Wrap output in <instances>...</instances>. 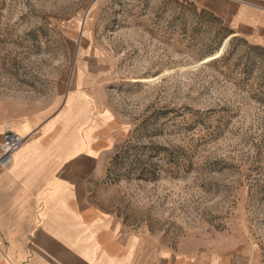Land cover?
Returning <instances> with one entry per match:
<instances>
[{"label": "rangeland", "instance_id": "1", "mask_svg": "<svg viewBox=\"0 0 264 264\" xmlns=\"http://www.w3.org/2000/svg\"><path fill=\"white\" fill-rule=\"evenodd\" d=\"M229 33L183 0H0V111L63 119L85 98L120 122L81 188V257L264 264V48L222 54Z\"/></svg>", "mask_w": 264, "mask_h": 264}, {"label": "crops", "instance_id": "2", "mask_svg": "<svg viewBox=\"0 0 264 264\" xmlns=\"http://www.w3.org/2000/svg\"><path fill=\"white\" fill-rule=\"evenodd\" d=\"M183 1L220 18L229 27V37L264 48V0ZM73 99H69V111L63 119L0 111V144L6 123L28 138L14 164L0 174V264L99 263L90 250L85 257L77 250L82 246L91 249L96 243V238L82 235L97 224L81 222L83 217L96 214L95 209L81 210V188L97 173L100 154L113 143L114 131H121L120 122L109 109L97 112L91 99ZM109 240L113 248V240ZM121 252L116 259L132 264L135 257L131 258L123 246ZM115 257L111 256L110 264H116L112 261ZM138 263L223 264L210 256L160 252L139 257Z\"/></svg>", "mask_w": 264, "mask_h": 264}, {"label": "built area", "instance_id": "3", "mask_svg": "<svg viewBox=\"0 0 264 264\" xmlns=\"http://www.w3.org/2000/svg\"><path fill=\"white\" fill-rule=\"evenodd\" d=\"M27 141L28 138L16 133L10 123L5 124L0 144V174L12 166L15 155L23 148Z\"/></svg>", "mask_w": 264, "mask_h": 264}, {"label": "bare ground", "instance_id": "4", "mask_svg": "<svg viewBox=\"0 0 264 264\" xmlns=\"http://www.w3.org/2000/svg\"><path fill=\"white\" fill-rule=\"evenodd\" d=\"M230 38H231V37H229V38L226 40L225 45H224V47H223V49H222V51H221L220 53L223 54V52L225 51V49H226V47H227V43H228V41L230 40ZM220 53H219L218 55H220ZM215 56H216V55H215ZM210 59H212V58H209V59H207L206 61H208V60H210ZM11 126H12V125H11ZM27 142H28V141H27ZM27 142H26V144H27ZM26 144H25V145H26ZM25 145H24V146H25ZM24 146H23V147H24ZM22 149H23V148H22ZM22 149H21V150H22ZM21 150H20V151H21ZM20 151H19V152H20ZM19 152H18V153H19ZM18 153H17V154H18ZM17 154H16V155H17ZM16 155H15V158H16ZM15 158H14V162H15ZM13 164H14V163H13ZM13 164H12V165H13Z\"/></svg>", "mask_w": 264, "mask_h": 264}]
</instances>
